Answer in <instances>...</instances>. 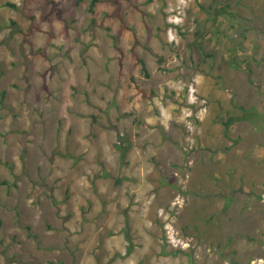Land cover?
Instances as JSON below:
<instances>
[{"label":"rangeland","instance_id":"rangeland-1","mask_svg":"<svg viewBox=\"0 0 264 264\" xmlns=\"http://www.w3.org/2000/svg\"><path fill=\"white\" fill-rule=\"evenodd\" d=\"M87 6L0 0V264H77L136 193L160 264H264V0Z\"/></svg>","mask_w":264,"mask_h":264},{"label":"crops","instance_id":"crops-1","mask_svg":"<svg viewBox=\"0 0 264 264\" xmlns=\"http://www.w3.org/2000/svg\"><path fill=\"white\" fill-rule=\"evenodd\" d=\"M136 195L129 209L123 210L121 230L98 232L91 229V224L87 225L89 217L85 218L83 230L77 233V264H160L162 254H173L161 246L162 234L157 224L147 227L145 217L138 213ZM127 247L131 248L128 253ZM188 259V264H193Z\"/></svg>","mask_w":264,"mask_h":264},{"label":"trees","instance_id":"trees-1","mask_svg":"<svg viewBox=\"0 0 264 264\" xmlns=\"http://www.w3.org/2000/svg\"><path fill=\"white\" fill-rule=\"evenodd\" d=\"M81 1H83V0H76V3H80ZM105 1L106 0H88L87 11L92 14L94 12V8L98 4L103 3ZM5 5L10 6L12 8H16L15 5L11 4V3H5ZM228 6H229L228 4H224V5H218V6L214 7V9H213V11L211 13V19H212L214 24H218V21L222 20L223 16L230 15L232 13V12L229 11ZM231 16H233V15H231ZM11 24L15 25L14 21H11ZM1 27L2 26L0 25V28ZM139 64H140L141 72L147 77L148 76V72H147L145 63H144V61L142 59H139ZM234 64H235L236 67H240V65L238 66L237 63L234 62ZM241 69L246 70L247 73H250V71H251L249 68H246V66L245 67L242 66ZM131 81L134 83V86H135L137 92L138 93H143V90L139 87V85H137L135 83V80H134L133 77H131ZM4 100H5V91L2 90V91H0V107H2L4 105ZM248 118H250V117H248ZM248 118H245V119H248ZM231 123H232V121L227 122L226 129H228V127L231 125ZM0 135H2V134L0 133ZM116 147L118 148V150L120 152L121 158L122 159L125 158V154H126L127 148H122V147H120L118 145ZM4 183L6 184V182H4ZM0 225H1V221H0ZM29 236L34 238V239L36 238L35 235H33V234H29ZM130 250H131V248L127 247V253L130 252Z\"/></svg>","mask_w":264,"mask_h":264}]
</instances>
